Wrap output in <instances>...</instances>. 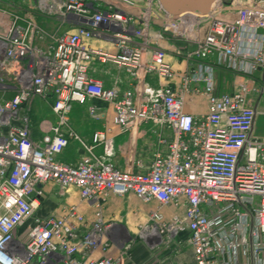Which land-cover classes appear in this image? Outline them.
Masks as SVG:
<instances>
[{
  "label": "built area",
  "instance_id": "2783aa9c",
  "mask_svg": "<svg viewBox=\"0 0 264 264\" xmlns=\"http://www.w3.org/2000/svg\"><path fill=\"white\" fill-rule=\"evenodd\" d=\"M42 19L56 22L55 31ZM166 37L179 42L173 55L183 70L167 61ZM92 61L121 69L132 84L121 93L104 88L88 76ZM218 71L244 81L219 93ZM263 94L264 0H215L206 15L176 16L157 0H143L138 14L116 0H0V96L11 95L0 100V264H121V256L107 254L102 209L108 196L128 194L157 205L137 226L149 246L186 232L192 264H264V136L255 132ZM188 95L206 100L203 115L184 112ZM33 98H52L56 119L40 126L37 143L27 113ZM92 101L111 108L120 132L152 123L171 133L147 171L116 168L108 130L93 132L90 144L78 139L71 106L90 102L94 118ZM70 140L85 150L72 166L56 160ZM96 146L102 154L92 153ZM48 182L60 192L77 189L93 221L86 226L75 206L58 217L35 215ZM167 206L182 216L166 219Z\"/></svg>",
  "mask_w": 264,
  "mask_h": 264
},
{
  "label": "crops",
  "instance_id": "0c3cea01",
  "mask_svg": "<svg viewBox=\"0 0 264 264\" xmlns=\"http://www.w3.org/2000/svg\"><path fill=\"white\" fill-rule=\"evenodd\" d=\"M119 7L131 14H138L143 0H116ZM43 27L47 30L57 28L56 22L48 19L40 20ZM66 29V28H65ZM64 31V28H61ZM61 30H58L61 32ZM89 45L103 47L111 50L110 44L100 40L91 39ZM162 47L167 52V61L176 71L183 70L184 63L179 62L174 54L179 45L178 41L166 37L161 42ZM88 76L93 80L99 81L106 89L116 88L119 93L130 87V79L117 67L111 64H101L92 61L88 67ZM217 91L219 93L231 92L237 83L244 80L234 77L229 73L218 71L216 74ZM145 83L156 87L158 85L154 76H146ZM176 89L179 87L178 81L172 84ZM52 98L42 100L37 98L33 106L49 108V115L43 117L42 121L35 125L30 119V135L33 142L37 143L43 136L41 125L46 127L55 123V116L50 110ZM99 108L96 117H90L87 113V102L85 105L73 104L68 115L69 125L78 139L86 144H90L91 135L95 131L108 130L115 150L113 164L116 168L131 173H140L148 170L153 154L157 151H164L165 144L171 140V133L152 123L143 124L134 130L120 132L113 124V112L111 108L99 101H92ZM263 103V105H262ZM264 106L263 95L259 106ZM32 109L33 113L36 112ZM41 109V108H40ZM206 111V100L201 96L188 95L184 99V112L192 115H203ZM260 111V110H259ZM30 112V111H29ZM84 114V115H83ZM42 123V124H41ZM41 124V125H40ZM95 155L102 154V147L96 146L92 149ZM85 154V150L78 140H70L63 151L56 156V160L66 164L75 165ZM42 197L38 200V207L35 215L60 216L69 206H75L83 216L86 226L93 221V208L79 197L78 190L72 187L60 192L58 187L48 182L41 186ZM157 207L155 202L148 204L141 203L132 194L123 197L110 195L103 204L102 220L105 224H110L107 232L109 249L107 254L111 257L121 256V264H192V252L186 243L188 234L182 232L175 236L169 245L163 243L149 246L148 242L137 237V226L147 222L148 214ZM162 214L166 219L172 214L182 216L181 209L163 207ZM127 245V246H126ZM125 247H127L125 249ZM103 254L96 252L94 257L100 258Z\"/></svg>",
  "mask_w": 264,
  "mask_h": 264
},
{
  "label": "water",
  "instance_id": "95a60500",
  "mask_svg": "<svg viewBox=\"0 0 264 264\" xmlns=\"http://www.w3.org/2000/svg\"><path fill=\"white\" fill-rule=\"evenodd\" d=\"M163 12L176 16L184 12L206 15L215 0H157Z\"/></svg>",
  "mask_w": 264,
  "mask_h": 264
},
{
  "label": "rangeland",
  "instance_id": "374dc122",
  "mask_svg": "<svg viewBox=\"0 0 264 264\" xmlns=\"http://www.w3.org/2000/svg\"><path fill=\"white\" fill-rule=\"evenodd\" d=\"M46 29V28H45ZM47 30V29H46ZM51 31V30H50ZM61 32H62V30H61ZM60 32V33H61ZM47 42H48V40H46L45 42H42V43H40L39 45L40 46H43L44 47V45H46L47 44ZM11 95H7V96H4V97H2V96H0V100L1 99H8L9 97H10ZM37 98H33V99H31L30 101H29V103H28V105H27V113H28V115L30 116L31 115V117H32V122H33V124H35V125H37V124H39L42 120L41 119H43V117H45V116H47V115H49L50 113H49V108L47 107V106H44V107H40V105L38 106H35V108H34V106H33V103H34V101L36 100ZM263 99H264V94H263ZM262 105H263V103H262ZM262 105H260L259 106V110H260V112H261V115H259L258 117H257V119H256V134L258 135V136H264V106H262ZM35 109L36 110V112L35 113H33L32 111V109ZM41 108V109H40ZM30 111V112H29ZM84 115V114H83ZM42 124V123H41ZM40 124V125H41Z\"/></svg>",
  "mask_w": 264,
  "mask_h": 264
}]
</instances>
